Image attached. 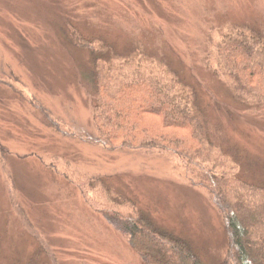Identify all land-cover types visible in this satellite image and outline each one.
Here are the masks:
<instances>
[{"label": "rangeland", "instance_id": "obj_1", "mask_svg": "<svg viewBox=\"0 0 264 264\" xmlns=\"http://www.w3.org/2000/svg\"><path fill=\"white\" fill-rule=\"evenodd\" d=\"M71 25L119 54L134 50L146 61H135L140 67H161L153 61L163 57L221 128L228 159L239 153L240 175L264 180V104L234 98L202 61L209 39L242 27L264 33V0H0V264H143L85 203L71 182L81 173L133 198L202 264H232L221 214L205 189L173 169L179 162L89 140L92 56L70 40ZM37 105L63 134L47 127ZM52 154L71 180L46 168Z\"/></svg>", "mask_w": 264, "mask_h": 264}, {"label": "trees", "instance_id": "obj_2", "mask_svg": "<svg viewBox=\"0 0 264 264\" xmlns=\"http://www.w3.org/2000/svg\"><path fill=\"white\" fill-rule=\"evenodd\" d=\"M234 32L205 43L203 65L234 98L250 106L264 104V33L247 27ZM68 36L92 56L96 135L89 140L110 149L159 154L169 162L175 159L180 165L173 169H181L189 183L212 197L224 221L231 263L264 264V180L240 175L239 153L230 159L225 155L221 128L213 126L195 88L161 56L153 61L161 67H140L135 61H146L134 50L119 54L73 25ZM121 58L122 63L114 62ZM37 107L47 127L63 134L51 112ZM0 148L5 155V147ZM61 157L52 154L50 163L45 162L54 175L60 173L52 161ZM60 175L70 179L66 172ZM71 182L85 203L125 236L143 264H202L186 240L157 228L133 198L114 192L100 176L81 173Z\"/></svg>", "mask_w": 264, "mask_h": 264}]
</instances>
